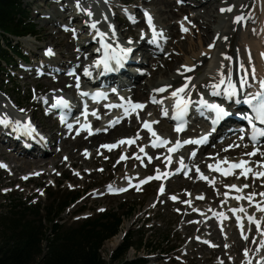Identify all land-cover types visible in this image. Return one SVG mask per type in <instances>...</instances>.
Listing matches in <instances>:
<instances>
[{
	"label": "rangeland",
	"instance_id": "374dc122",
	"mask_svg": "<svg viewBox=\"0 0 264 264\" xmlns=\"http://www.w3.org/2000/svg\"><path fill=\"white\" fill-rule=\"evenodd\" d=\"M113 1L118 3L119 8L113 11L108 7L105 8L109 14L110 11L117 14V16L110 19V23L115 27V32H118L117 35L118 38L122 39L121 41H130L129 31L139 30L145 32L142 20L143 12L141 10L143 8L139 7L137 11L133 12L137 24L135 25V23H132L130 25V21L126 20L121 15L123 10H131L129 5L122 3V0ZM175 1L178 2V0ZM22 2L28 12V21L36 26L35 33L33 37L27 36L21 39L12 38V40L14 44L18 42L17 45L20 53L26 54L29 60H31L28 62L27 67L22 68H32L30 76L34 78L38 71L36 70L38 62L34 61V59L37 58L38 54L40 55L42 53L41 49L49 42L48 38H46L47 34H57L58 31L65 33L67 29H61V25L57 23L55 25L46 24L43 13L48 12L54 15L53 12L57 10L56 8L58 5H55L53 0H22ZM245 6L246 0H238L235 4L234 14L236 15L239 13L237 17L239 15L248 16L255 9L254 1L244 10ZM40 12H42V14H40ZM55 20L61 21L64 25L67 23L62 16L60 18L55 17ZM73 21H68L70 22L69 26L71 25L70 28L77 24L76 20ZM71 22H73V24H71ZM235 24L240 25L241 23ZM69 26H67V28H69ZM41 27H43L42 30H40ZM61 33L57 34L59 39L65 40V42L69 41L70 38ZM72 34L71 38L74 39V42L78 41L77 34H80V32H74V34ZM120 34H123V38ZM236 37L237 34H233V42L229 46L231 54L234 53V42ZM27 40L30 42L29 47H27L24 42ZM87 44L84 48H86ZM169 46L173 48L172 45ZM76 47L79 49V46L72 45L69 50H66L67 47L62 45L59 50L61 49L64 53L66 51H73L76 53V56H79L82 51H79L80 53L75 52ZM31 48L33 52H35L34 54L28 51ZM173 52V55L177 57L179 54L177 49H174ZM148 54L149 52L143 55L148 56ZM169 54V51L167 53L159 52L156 53V56L163 60L167 59ZM60 58L68 60V62L65 61V66H62L63 71L69 63L71 64L72 61L77 59V57L66 58V56H61ZM12 60L13 62H10L11 65H7L6 68H4V72L0 73L1 95H3L4 98L14 100L17 106L21 108L20 110L31 106L33 109V116L35 117L33 119L34 124H41L43 127L47 128L49 132H57V134H59L54 122V117L49 118L45 116L44 110H40L37 96L39 94L47 96L48 93H45V91L49 92L62 89L53 88L42 80H35L34 82L28 83L29 81L24 79L25 73L20 69V66L24 64L16 57H13ZM144 62L146 64L145 67H147L144 70L154 67V63L150 59L149 61L148 59H144ZM180 63L181 62H178L177 65L180 66ZM170 64L176 65L173 60L170 61ZM4 65L5 64H2V66ZM44 68L46 70V67ZM140 68L143 69L144 67ZM47 74L50 75L48 72ZM47 74L45 76L52 79L62 76H56L55 74L53 76L51 74L53 77H49ZM146 77L147 75H144L139 79L142 80ZM190 78H192L191 80L193 81L195 76ZM71 79L72 77L70 80ZM37 84L40 85L36 86ZM41 85L42 88L44 86H46V88H44V90H42V88L37 90V87L39 88ZM67 85H69V82H67ZM67 93L72 97L77 94L73 87L69 92L67 90ZM152 113H154V120L159 122L155 130L158 131L161 136L170 134L171 124L167 126V122L162 120L154 109L150 110L148 108H143L140 113L135 114L134 118H132L133 120H129L125 128L114 130L110 136L104 138L98 146L92 149L88 148V140L83 137L71 138L67 133L64 135L65 137L58 135L57 138L61 137L62 140L58 143L54 142L51 149L53 152H58L57 158H54L56 161L55 168L50 164L47 167L38 166L37 168L30 167L28 169H22L23 166H21V163L25 161L14 163L11 160H3L0 158V165L6 166L0 167V215L6 212L7 206L18 201L24 203L28 202L29 205L30 203L32 205L36 203L40 204L42 207L47 205L51 199L46 194L48 190L45 189H51L52 196L60 199L65 197L69 190H74L76 192L84 191L80 200L76 204L70 206L68 210L62 214L60 222L64 225L68 226L81 222L87 217H96L98 214L108 211L109 209L119 214L132 209L131 214L124 216L118 233L105 241L102 247V257L104 260L108 259L109 254L115 250L121 242V234L128 229H132L134 235L133 241H136L140 235H142L146 244L149 242L152 243L153 250L143 246L140 249L133 247L128 250L125 256L127 259H132L137 256L143 258L147 257V264H262L264 262H261L264 260V248L261 247L264 242V211L258 210L256 202H254L253 207H251V204H249L247 200L246 203L243 202L244 205L242 206L245 213L243 216L245 218L244 231L247 240L240 239L237 236V231L229 216V209L233 204L225 209L228 220L224 224H220L216 219L211 218L212 215L204 217L205 211L202 210L203 207L208 206L218 211L220 207L224 205V200L223 198L221 199L220 193L223 188L227 187L232 181L248 185L246 189L250 188V190L245 191V194L251 195V193H249L250 191L252 193L256 191L258 194L264 193V180L261 181L258 179V181L256 180V184H254V181L249 182L243 180L244 183H242L243 181H240L241 179L237 180L232 177H227L220 182V187L216 188L214 186H209L206 182H200L199 185H194V181L198 178L197 175L193 176L194 178L191 180L192 176L190 179H183L181 175L178 174L170 180L167 179L166 182L155 178L157 177L156 173L165 168L162 157L163 150H145V153L141 154V149L144 150L149 143V136L142 132V118ZM55 115L56 114H54V116ZM98 122L100 121H97V123ZM34 124L33 126H35ZM172 137V134H170L167 138L172 139ZM230 137L234 138L235 136ZM75 138L82 142V144L78 145L76 152L73 151L71 156L69 155L68 157L66 152L60 150V145L63 141H74ZM120 138L134 141V143H131L134 144V148L131 149L130 153H128V151L131 144H119V141L122 140ZM215 141L218 143L217 140ZM223 141H227L225 142L227 148H236L229 140L224 139ZM103 145H117L116 148H118V153L114 155L110 154L113 148L109 150L106 147H102ZM212 146L214 147V144ZM246 146L247 145L243 143L234 150L235 152L232 151L228 154H224L223 157L236 159L237 155L247 156V153L253 151L247 149ZM202 149V152L200 151L199 153L202 165L198 167L201 171L207 169L208 158H211L213 155V149L210 148L209 145ZM87 150L91 151L87 154ZM187 154L188 151L185 150L183 158H185ZM13 155L17 156V153H13ZM53 155L54 153L46 157H53ZM121 157H126V159H122ZM39 158L40 157L36 156L32 157V159ZM130 159L132 160L130 161ZM259 162L260 160L256 162L255 165H258ZM15 165L18 166V168L12 170ZM176 166V162L172 163L169 166L170 171L175 172ZM130 175L139 180L138 186L135 185L132 189H128L130 186H125L126 190L121 191V193H114L110 190L109 186L120 187V189H122L124 186L122 184ZM25 177H27V182H25ZM169 181L172 182L170 187H168ZM58 184L59 186H57ZM189 184L190 187L188 188ZM187 194L191 196L190 198L196 194L192 206L186 203ZM172 197L176 199L174 200ZM198 197L203 198L199 199ZM249 217H252L254 222H250ZM222 220L224 221V219ZM257 224L260 226L259 230ZM260 232H262V234ZM44 246L45 244H43V248ZM246 251L247 255H245ZM260 255H262V258L259 260Z\"/></svg>",
	"mask_w": 264,
	"mask_h": 264
},
{
	"label": "bare ground",
	"instance_id": "6f19581e",
	"mask_svg": "<svg viewBox=\"0 0 264 264\" xmlns=\"http://www.w3.org/2000/svg\"><path fill=\"white\" fill-rule=\"evenodd\" d=\"M101 1H103L102 3L104 7H108L112 11L116 8H119L118 3H115V1L113 0H101ZM253 1H254L255 9L250 13V15L248 16L243 15L242 16L243 20L241 21V24L237 25L235 24L234 21L239 13L235 15L234 8L238 0H189V1L182 0V2H177L175 0H122V3L129 5V8L132 10V11L130 10L131 12L137 11L139 7L143 8L141 9L143 12V19H142L143 21L144 19H147L145 13H148L152 16L156 30L158 32L162 31L164 34V39H159V44L163 49L160 46H158L159 49H157L156 52L167 53L169 51L170 54L168 55L167 59H163V60L161 58H157V56L154 54L153 55L150 54L151 56L149 57L151 58L150 60L154 63L153 65L154 67H150L147 70L142 69L144 73L135 78L133 89L130 90V92H128L129 93L128 97H125L126 101L125 100L123 101L124 106L130 109L129 113L132 114V117L128 120H124L120 126L116 125L115 123L114 126H111V128H109V126H107L108 122L110 121L115 122L117 119V117H114V115L121 116V112L119 110H114V114L112 115L113 117L108 118L106 121L103 122V126H101L102 128H106L108 131L104 133L103 131L98 130L97 127H94L95 133L86 138V140H88V148L92 149L98 146V144L101 143V141L104 138L110 136V134L114 130L118 128L121 129L125 128V125L129 122V120H131L135 116L134 114L140 113L143 110V109H133L131 105H134L135 103H140L141 105H144L145 107L143 108H148L150 110L154 109L155 112L158 113V115H161L162 107H164V109L165 108L168 109L169 107L172 106L171 104L175 102L174 98L171 96L172 91L185 84L186 78L195 76V78H193V81L191 80V83L189 84V90L187 93L190 96L191 101L195 106H200L197 102L201 98L204 99L205 97L209 96L212 93V91H214V89H212L210 85L215 84L219 81L220 79L219 73L222 66H223V71L225 73L231 70L232 79L234 82L237 83V87H239L238 84L239 76L242 75V73L240 72V65L243 64L244 68L247 69L249 73H251V69L254 68L256 79L253 80L250 74L248 82L251 85V87L257 86L259 84V81L261 80L260 78H264V68L262 67L263 66L262 60L264 59V0H246V6L244 10L247 9L250 3ZM53 2L55 5L57 4L60 8H58V11L55 10L53 12L54 15H51L48 12L43 13L44 14L43 17L46 21V24L55 25L57 23L55 21V17L60 18L61 16L64 18L65 21L76 20L77 24L75 26H72L68 30L69 32L61 33L60 31H58L57 34L61 33L64 36L70 38L69 41L67 42H65V40H60L56 33L47 34L46 38H48L49 42L43 47V49H41L42 53L40 55L39 54L37 55L38 64L41 66H46L47 69L43 70L42 67H39L40 69L36 68V70H38L37 73H40L38 78L37 75L35 77L33 76L34 78H31L30 73L32 68H22V71L25 73L24 79H26V81H29L28 83L34 82L35 80L37 81L42 80L47 85H50L53 88H61L62 90L64 91L68 90L69 92V90L72 87L74 88L75 85L74 79L76 75H81L82 72H85V70L88 71L92 69H93L92 71L93 73L96 74L98 72L97 67L96 66L95 68L93 67L92 61L93 59L100 57L101 54L105 56V50L102 47V43L111 45V48L109 50V56H116V57L122 56L121 54H123V52H121L120 50L126 49L129 43L123 44L118 42L116 45L115 40H113V31L109 32L108 29L106 31L101 30L99 26L100 25L104 26V24H106L109 14H105L104 16L101 14V12L99 11L100 7L97 4L96 0H94L93 2H91V0H53ZM84 4H86V6L89 8L88 13H91V15L85 14L81 9H79L80 6L84 8ZM222 8H232V11L221 12ZM123 13L126 12L123 11ZM40 14H42V12H40ZM93 19H97V22L93 21ZM93 23L96 24L95 29H93L90 26ZM136 24L137 21L135 22V25ZM182 25L183 27L188 29L187 32L181 30ZM42 29L43 27L40 28V30ZM146 31L147 33H145L144 31H143L144 33H142L139 30L129 31L128 33L130 35V41L128 42L134 41L137 38H139L141 39V43H140L141 45L147 43L150 44L151 35H152L151 29L148 28ZM74 32L75 33L80 32V34H77L78 41L76 42H74V39L71 38V34ZM99 33H104L105 34L104 37L101 38L99 36ZM235 33L237 34V37L234 42V53L231 54L229 50V46L233 42V34ZM123 34H120L122 38H123ZM24 42L25 45L29 47L30 42L28 40ZM89 42H94L96 44V49H100V50H95L94 48H92L90 54L89 52L84 51L85 50L84 46ZM62 45L67 47L66 50H69L72 45L79 46L78 52L82 51L81 54L79 55V58L75 59L74 61H72L73 63L70 64V66L74 64L76 68V73L73 75L71 80H70L71 77L67 75L64 76L62 75L55 79L48 78L47 76H45L48 70L50 72L51 71L57 72L62 69V66H65L68 60L61 59L60 58L61 56L64 57L66 56V58L78 57L75 55L76 53H74L73 51L72 52L66 51L64 53L63 51H61V49L59 50V48H61ZM169 45H172L174 49H177V51L179 52L177 57L173 55L174 49L170 48ZM144 48L145 49L143 51V54L148 53L150 50H152V52L154 51V49H148V47H144ZM48 49H52L54 54L46 55ZM28 51L32 54L35 53L33 52L32 48L29 49ZM225 57H231V60L225 59ZM51 59L55 61V63ZM172 60L176 63V65L170 64V61ZM178 62H181L180 66L177 65ZM182 66H187L188 68H193L194 70L185 71L184 67ZM109 72L111 74L108 77H105L106 83L109 81L120 80L119 76L121 72L114 73L112 70ZM127 73L130 72L127 71ZM144 75H147V77L140 80L139 78ZM100 80L103 82V79ZM67 82H69V85H67ZM167 86H171V87H167ZM165 87H167V91L164 92L156 91L157 89L165 88ZM226 89H227V84L223 85L219 96H216V98L218 100H221V104L223 103L226 104L225 110L229 113L226 117H230V114L233 113V105H238L239 102L236 98L238 96H233L230 98L231 104L228 102V100L225 97H222L225 96ZM61 97L64 100L68 101L69 103V107L67 108V110H69V108L75 104L70 100L69 96L67 97L66 95L58 91L50 94L48 97L45 98V100H47V105H49L50 108H52V105L56 103V100ZM153 97L157 101H162V103H155L152 105L151 100L153 99ZM3 100L7 103L8 109L7 108L3 109V113L0 114V118L6 117L8 120L12 122V125L8 127L0 125V158H2L3 160L5 159L11 160L14 163L25 161L21 163L22 164L21 166H23L22 169H28L30 167L37 168L38 166L47 167L50 164L53 166V168H55L54 166L56 165V161L54 160V158H57L58 152L57 151L50 152L49 150L44 149V147L40 145L42 141L38 139L36 135L30 133V136H26L18 132L16 129L15 122L19 121L20 127L26 128V126L29 124L28 122L31 121V119L33 120L35 118L33 116L32 107L28 106L22 109L23 116L20 117H25L26 120L21 121V119L15 117L12 114V110H15L14 107L17 106V103L11 99L9 100L3 99ZM129 101L131 102V104L129 103ZM112 103L118 104L121 103V101L117 100V101H113ZM83 105L85 108L91 109V107L87 106V104H83ZM58 111H63V109L58 108L55 110V112ZM153 114L154 113L148 114V116H144L142 118V122H143L142 132L143 134L150 136L149 142L152 139H156V138L152 135V132L150 131L145 132L144 122L145 121L155 122L156 120H154ZM163 120L167 122V126L172 122V120H167V119H163ZM233 120L234 119H232L231 122H233ZM158 123H151L150 124L151 130L157 133L159 137L168 140L167 137H169L170 134H172L173 132L168 134L167 136H161L159 132L155 130V127ZM31 125L33 126L32 123ZM40 126L42 125L40 124ZM227 126H228V121L223 122L221 125V127L225 130V132ZM33 129H35V127ZM173 135L176 136V134L174 133ZM216 135H211L210 138H212L211 139L212 141ZM57 136H58L57 132H49V134L47 133L46 135L47 142L49 144L51 142H60L62 138L59 137L60 139L58 140ZM202 137H205V135H203ZM185 138L177 139L176 141L167 144L165 147H163L165 151L162 157H163V162L165 163V168L162 171L156 173L157 176L160 177L159 178L160 180H163L165 182V179L168 178L170 180L171 178L180 174L179 173L180 166H186L190 168L192 166L195 167V169H198V167L202 165L201 158L199 157V153L202 148L209 145L207 141L206 143L205 141L200 143L198 149L196 150V153H194V155H191L189 160L187 158L186 159L181 158L182 156L178 155V152L183 151V149L185 148H181L176 151H169V149H173L176 147L177 141L181 142ZM120 139L130 140L126 138H120ZM233 140L234 139H229L230 142H233V145L236 144H238L239 146L241 145V142L233 141ZM225 142L227 141H223L222 143L218 142L216 147L212 151L213 154L212 157L208 158L209 160L207 161V170L209 175L206 183L209 186H214L216 188H219L221 185L220 182L224 180V178H222L220 173L224 169H228V164L218 165L217 162L222 160H227L229 162L231 161L237 162L241 158L245 159L248 162L247 167L252 169L251 174L247 175V178H245L244 175H241L242 169H240L239 170L240 175H238L237 173L234 175L229 174V178L232 175V178L234 179L237 180L241 179L240 181L246 180L249 182L254 181V184H256V180L258 181V179L263 181L264 178H256L254 173L264 172V167L260 168L259 166L255 165L256 161L264 160V151L258 148L257 150L258 154L255 156L237 155L236 159L234 158L231 159L227 157L225 158L222 156L224 154H228V152H230L231 150L228 149L227 151H223L222 148L226 145ZM25 143L28 145L27 149H25L23 146ZM81 144L82 142H80L76 138L74 141H63L62 144L60 145V150L66 152L69 157V155L71 156L73 151L76 152L78 145ZM192 146L193 145H189L187 148H191ZM133 148H134V144H131L128 153H130L131 149ZM145 150L151 151L155 149L147 146L143 151H141V154H144ZM90 151L91 150H87L86 153L88 154ZM13 153H17V156H14ZM53 153H54L53 157H48V158L46 157L47 155H52ZM117 153H118V148L116 147H114L110 152V154L112 155ZM35 156L40 158L32 159V157ZM169 157L171 158L170 161H169ZM131 160L132 159H130V161ZM181 160H183V165H181L180 163ZM174 162L177 163L176 169L178 168L179 169L175 172H171L169 166ZM209 165L218 166L220 170L219 171L210 170ZM15 168H18V166L15 165L12 168V170L13 169L15 170ZM200 174H204V173L202 172ZM226 178L227 177H225V179ZM138 181L139 180L137 178H133V176L130 175L122 184L124 185L122 189H125V186H127L130 183L139 184ZM200 182L201 181L197 179L194 181V185H199ZM171 183H172L171 181L168 182V187L171 186ZM242 183H244V181ZM190 184L188 185V188L190 187ZM231 185H236L237 188H242L243 191H236L235 189L230 187ZM114 188H120V187H113L112 189ZM247 190H250V188L246 189L244 187V184L237 183V181L236 182L232 181L227 185V187H224L220 193L221 199L223 198L224 200L223 201L224 205H222V207H220L218 211H216L214 208H209L208 206L203 207L202 211H205L204 217H206L207 215H212L211 218L216 219L218 223L220 224L226 223L228 217L226 215L225 209L229 208L230 205L233 204L232 207L229 209V216H231L234 213L232 209H237V210L241 208L244 209L242 207L244 205L243 202L246 203V201L248 200L247 197L250 196L245 194V191ZM249 193H251V195L255 194L251 203L248 200V203L251 204V207H253V203L256 202L257 205L259 204L261 208H264V196H261L260 194L256 193V191L253 193L250 191ZM195 195H193L192 198H190L191 196L187 194L186 203L189 206L190 205L192 206L194 204ZM234 197H244V198L238 200L235 199ZM220 213H223V216L218 215ZM235 214L241 218L243 224V230H244L245 229V218L243 217L245 215L244 211L243 212L236 211ZM222 219H224V221ZM260 233L262 234V232ZM262 244L263 245L261 247L264 248V242ZM261 256L262 255L259 256V260L262 258ZM263 261L264 260H262L261 262ZM262 264H264V262Z\"/></svg>",
	"mask_w": 264,
	"mask_h": 264
},
{
	"label": "trees",
	"instance_id": "16d2710c",
	"mask_svg": "<svg viewBox=\"0 0 264 264\" xmlns=\"http://www.w3.org/2000/svg\"><path fill=\"white\" fill-rule=\"evenodd\" d=\"M35 28L28 21L22 0H0V73L4 72L2 64L9 65L13 56L22 57L12 38L32 36ZM45 190L51 199L47 205L18 201L0 215V264H147L144 258L125 257L133 247L153 250L152 243L146 244L142 235L133 241L132 229L108 261L102 257L105 241L118 233L124 216L132 209L121 214L109 209L66 226L60 223L62 214L77 203L84 191L69 190L60 199L52 196L51 189Z\"/></svg>",
	"mask_w": 264,
	"mask_h": 264
},
{
	"label": "snow or ice",
	"instance_id": "6c2138e0",
	"mask_svg": "<svg viewBox=\"0 0 264 264\" xmlns=\"http://www.w3.org/2000/svg\"><path fill=\"white\" fill-rule=\"evenodd\" d=\"M178 2H182V0H178ZM231 12L232 8H222L221 12ZM89 15H91V13H89ZM145 16L147 18V23L149 28L152 31V42H157L159 39H164V34L162 31L158 32L154 26L153 23V18L150 14L145 13ZM187 19V18H185ZM243 20L242 16H238L235 19V23H241V21ZM93 29H95L96 24L93 23L92 25H90ZM181 30L184 32H187L188 29L183 27V25L181 26ZM114 34V32H113ZM104 33H99V36L101 38L104 37ZM226 39V38H225ZM102 47L105 50V58L102 61H98L97 62V66H99L100 63H103L105 70L107 71H111L113 70L112 68H110L109 66V60H115L117 65H119L121 63V60L123 59V57H116V56H109V50L111 48V45L109 44H105L102 43ZM121 52L124 53V56H127L128 53L131 51V49H121ZM47 55H53V51L52 49H48L47 50ZM225 59H229L231 60V57H225ZM184 67L185 71H193V68H188L187 66H182ZM240 72L242 73V75L239 76V87H237V83L233 81L232 79V73L231 70H229L227 73H225L223 71V66L220 70V79L217 83L210 85V87L212 89H214L213 91V95H219L220 94V90L222 88L223 85L227 84V89L225 90V95L228 96L229 98L233 97V96H237L239 93L244 92L246 88L251 87V85L249 84V75L251 74L252 79L255 80V69H251V73H249V71L247 69L244 68L243 64L240 65ZM89 73L87 72V70H85V75H88ZM183 74V73H181ZM79 81L77 78V85H78ZM191 83V78H186V83L183 84L181 87L175 89L174 91H172L171 96L174 98L175 101V108H176V115L173 116L172 118L174 120H177L178 126L176 127L175 131L180 132L183 130L184 127V116L187 113L190 105L192 104L191 98L190 96L187 94L188 90H189V84ZM167 87H171V86H167ZM167 87L165 88H160L157 89V92H164L167 91ZM183 94V95H182ZM81 95L84 96H88V93H81ZM97 95H101L100 93H97ZM153 103H162V101H157L154 97L152 99ZM246 105H248V107L250 108L251 112L253 113V115H249L247 113L243 114V119L247 120L249 125H250V129H251V135L249 137V139L253 142H258V138H262L264 137V128H257L256 127V123L258 122L259 124L264 125V80H260L259 81V90L255 93H247L244 101H243ZM45 103H47V101H45ZM129 103L131 104V102L129 101ZM200 106L202 107H206L211 109L212 111L215 112L216 114V119L220 120L223 117H226L229 113L225 110V108L217 105V104H209L207 103L203 98H201L198 102H197ZM52 107L56 108H68L69 107V103L68 101L64 100L62 97L58 98L56 100V103L52 105ZM109 107H116V105H110ZM131 107L133 109H143V107H145L144 105L141 104H134L131 105ZM127 109H126V113H127ZM163 114L167 115V109H163ZM93 115H96V113H92ZM97 118L99 119V117L97 116ZM118 122V121H117ZM151 123H158V121L155 122H148L145 121L144 122V128L148 129L150 132H152V135L156 138L157 143L153 144V147H157V146H163L166 145L168 143H170L169 141H167L166 139H163L161 137H159L157 135V133H155L154 131L151 130L150 124ZM0 125H3L5 127L11 126L12 122L10 120H8L6 117L5 118H0ZM115 122H113L110 126H114ZM15 126L16 129L20 128V122L17 121L15 122ZM69 128H71V125H69ZM26 130L29 132H34L35 129H33L31 127V124L29 122V124L26 126ZM78 134V133H77ZM90 134L91 131H90ZM139 138V137H137ZM241 139H244V136L240 137ZM207 139V137H201L199 140H186L183 143L184 144H200L202 142H204ZM131 144L134 143L133 140H121L119 141V144ZM117 145H103L102 147H106L109 150H111L112 148L116 147ZM235 147H239V145H234ZM181 147V143L179 141L176 142V147L173 149H169V151H176ZM232 147V146H230ZM226 151L228 149H225ZM141 151H143V149H141ZM258 154V151H253L251 153H247L246 155L249 156H255ZM194 155V153H193ZM122 159H126V157H121ZM139 158V157H137ZM170 157H169V161H170ZM181 165H183V160L180 161ZM217 164H228L229 165V170L227 172H222V175H229V174H233L232 170L234 169H242L241 171V175H244L245 178H247L248 173L252 172V169L247 167L248 162L244 161V160H240L238 162H229L227 160H222V161H218ZM259 167H264V164L258 165ZM0 167H6L5 165H0ZM210 170H214V171H219V167L218 166H213V165H209ZM38 175V174H37ZM167 175V174H165ZM254 175L256 176V178H264V172H258V173H254ZM157 179H159L160 177L157 176L155 177ZM205 177L201 176V179H204ZM25 179H27V177H25ZM231 188L235 189L236 191H243L242 188H237L236 185H231ZM244 187H248V185H244ZM110 190H111V186H109ZM126 189H120L119 191H124ZM162 191V190H161ZM261 196H264V193H260ZM255 194H252L250 196L247 197V199L249 200V202L251 203L253 198H254ZM199 199H202L203 197H198ZM235 199H243L244 197H234ZM172 199H176L175 197H172ZM258 210L260 211H264V208H261L260 205H257ZM232 211L235 213L236 211H241L243 212L244 209H232ZM220 216H223V213L218 214ZM239 217H237V220L239 222ZM249 221L250 222H254V219L252 217H249ZM259 224H257V228L259 230ZM245 239L247 237H244ZM245 255H247V251L245 252Z\"/></svg>",
	"mask_w": 264,
	"mask_h": 264
}]
</instances>
